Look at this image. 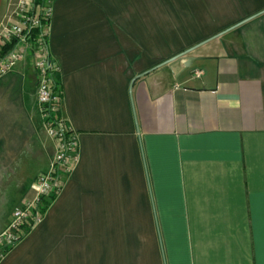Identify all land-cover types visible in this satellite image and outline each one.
I'll list each match as a JSON object with an SVG mask.
<instances>
[{"label": "crops", "instance_id": "0c3cea01", "mask_svg": "<svg viewBox=\"0 0 264 264\" xmlns=\"http://www.w3.org/2000/svg\"><path fill=\"white\" fill-rule=\"evenodd\" d=\"M46 31L79 156L0 264H264V0H53ZM34 62L0 77V232L56 152Z\"/></svg>", "mask_w": 264, "mask_h": 264}, {"label": "built area", "instance_id": "2783aa9c", "mask_svg": "<svg viewBox=\"0 0 264 264\" xmlns=\"http://www.w3.org/2000/svg\"><path fill=\"white\" fill-rule=\"evenodd\" d=\"M9 8L0 23V77L29 52L33 54L40 114L56 152L48 167L31 182L33 196L13 211L8 225L0 232V259L42 221L49 203L62 189L63 177L72 172L79 156L75 134L62 118L55 116L61 102L54 78L58 65L50 55L46 31L53 0H12Z\"/></svg>", "mask_w": 264, "mask_h": 264}, {"label": "water", "instance_id": "95a60500", "mask_svg": "<svg viewBox=\"0 0 264 264\" xmlns=\"http://www.w3.org/2000/svg\"><path fill=\"white\" fill-rule=\"evenodd\" d=\"M179 56H180V55H179ZM179 56H177V57H179ZM187 61H188V62H186V64H185L186 67L190 66V63L192 62V58H187ZM169 62H170V61H169Z\"/></svg>", "mask_w": 264, "mask_h": 264}, {"label": "trees", "instance_id": "16d2710c", "mask_svg": "<svg viewBox=\"0 0 264 264\" xmlns=\"http://www.w3.org/2000/svg\"><path fill=\"white\" fill-rule=\"evenodd\" d=\"M39 31H40L39 29H38V30H36V34H37V32H39ZM55 116L59 118V117H60V115H59V112H58V113H56V114H55Z\"/></svg>", "mask_w": 264, "mask_h": 264}, {"label": "rangeland", "instance_id": "374dc122", "mask_svg": "<svg viewBox=\"0 0 264 264\" xmlns=\"http://www.w3.org/2000/svg\"><path fill=\"white\" fill-rule=\"evenodd\" d=\"M29 54H31V53L29 52Z\"/></svg>", "mask_w": 264, "mask_h": 264}]
</instances>
